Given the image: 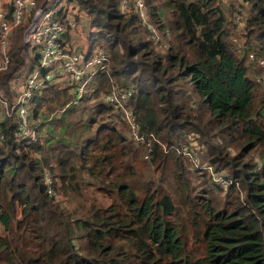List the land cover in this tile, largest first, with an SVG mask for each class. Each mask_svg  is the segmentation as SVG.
Returning <instances> with one entry per match:
<instances>
[{
    "label": "trees",
    "instance_id": "trees-1",
    "mask_svg": "<svg viewBox=\"0 0 264 264\" xmlns=\"http://www.w3.org/2000/svg\"><path fill=\"white\" fill-rule=\"evenodd\" d=\"M75 1L89 22L99 25L87 30L86 40L91 46L95 37L103 39L99 45L108 52V69L92 75V89L76 102L66 87L47 83L34 91L30 108L40 117L41 138L17 140L14 123L0 121V227L6 232L0 235V264H264V149H258L259 161L247 156L230 164L227 187L236 183L244 193L231 208L212 194L213 180L205 193L190 186L183 173L186 155L177 150L183 144L177 140L192 127L204 136L209 160L223 152L199 119L192 122L184 110L181 96L187 87L215 119L217 133L230 142L244 141L239 152L264 140V104L254 105L257 81L228 38L231 20L215 0H144L158 33L153 39L133 10L118 12V0ZM241 4L244 34L253 29V39L264 48V0ZM235 8L228 2L229 14ZM20 28L15 25L8 34L9 58L0 69L4 92L21 67L23 75L36 59L20 39ZM160 41L162 50L154 47ZM114 82L132 84L127 102L138 131L153 133L150 146L127 138L119 127L125 121L101 100ZM99 96L82 123L71 117L80 100ZM44 102L62 112L49 118L54 132L43 127L41 118L49 112L39 108ZM137 156L146 165L140 186L134 183ZM45 171L53 176L50 185L62 194L60 200L46 191ZM167 176L182 186L191 224L196 216L201 219L205 253L200 258L186 247L180 205L163 184ZM85 183L91 191L82 190ZM12 200L21 204L19 217ZM65 200L72 203L61 205Z\"/></svg>",
    "mask_w": 264,
    "mask_h": 264
},
{
    "label": "built area",
    "instance_id": "built-area-1",
    "mask_svg": "<svg viewBox=\"0 0 264 264\" xmlns=\"http://www.w3.org/2000/svg\"><path fill=\"white\" fill-rule=\"evenodd\" d=\"M3 3L8 7H4ZM239 9L237 6L231 15L233 21L241 19ZM129 10L137 14L151 30L153 39H157L158 33L148 19L144 0H118L119 13ZM84 19L87 17L75 0H0V68L5 67L8 61L7 39L15 25H21L19 37L28 45L30 55L36 57L30 69L20 78H13V83H17L15 92L9 98L0 97V121L13 117L16 139L27 142L35 138V129L29 127L30 105L35 90H40L47 83L57 88L66 87L71 92L70 101L76 102L92 89V75L107 69L108 52L99 44L90 46L87 43L89 28H86ZM80 38H83L82 47L77 46ZM257 62L262 64L263 59L259 58ZM130 93L127 85L112 84L102 93L101 100L110 104L112 110L125 121L131 138L148 147L154 135L138 131V121L127 102ZM177 150L188 157L194 155L191 146L186 143ZM44 174L46 191L54 193L48 173L45 171ZM219 180L225 184L224 179Z\"/></svg>",
    "mask_w": 264,
    "mask_h": 264
},
{
    "label": "rangeland",
    "instance_id": "rangeland-1",
    "mask_svg": "<svg viewBox=\"0 0 264 264\" xmlns=\"http://www.w3.org/2000/svg\"><path fill=\"white\" fill-rule=\"evenodd\" d=\"M233 1V4L235 3L236 8L237 6L240 7L239 13L241 15V19L239 21H233L231 15L236 10V8L229 14L227 11V5L228 2ZM244 0H215V2L220 6V8L225 13L226 17L231 20L232 23L229 24L228 28V35L229 40L232 43V46L235 47V52L240 55L244 54V60L245 62H249L250 69L248 70V75L252 76L257 82L253 89V101L254 105L257 106L259 104H264V48H259L257 39H253V29L251 32L246 35L245 27H244V10L242 9V2ZM89 16L87 19H84L83 21L86 23V28H90L91 30H96L99 25L91 24L89 22ZM19 33V32H18ZM17 33V35H18ZM83 33V31L81 32ZM16 34V31L12 34L11 41L13 40L14 36ZM19 38V37H18ZM83 38H80L78 41L77 46L82 47L81 45L83 43ZM103 39L101 37H95L92 40V45L95 46L97 44H102ZM154 47L158 50H162L163 46L161 41L155 42ZM245 48V49H244ZM245 50V52H244ZM249 53H251V56H249ZM259 58L263 59L262 64H259L257 60ZM108 63V61H107ZM108 65V64H107ZM23 67H21L19 73L15 76L16 78H20L22 76V70ZM2 69V68H0ZM108 69V66H107ZM21 74V75H20ZM113 84L117 85L118 83L114 82ZM128 87L132 90V84L126 83ZM17 83H10L8 86V91L4 92L0 87V97L9 98L16 90ZM183 98V108L184 110L189 113V119H191L192 122H196V117L199 119L197 123L201 126L205 133H209L210 141L217 144V146L222 147L223 152L217 153V156L213 160H209V156L206 152V142H204L203 135H200L198 132L194 131L191 128L185 129L184 132L181 134L179 139L177 140L179 143H188L191 144V149L194 151V155L191 157L185 156V158H182V164L185 168L183 170V173L187 176L190 186L194 185L195 189L199 188V193H205L208 192L209 189L204 187H210V181L213 180L215 185H213L212 188V194L219 198V202L222 204L224 203L223 207L227 206V208L234 207L240 204L242 202L243 198V191L241 189H238L237 184L235 183L233 188L228 189L227 185L230 181V164L235 162H241L245 157L250 156L251 159L255 161H259V147L264 149V140L262 144H256L257 147H254V144L251 145V147L245 151V152H239V147L243 144V140H237L236 142H230L227 140V138L224 136L223 133H217L216 127L214 126L215 119L213 120L210 115L207 113V110L204 109L202 105L198 104V97L194 94V92L187 87L186 92L181 96ZM98 98H91L89 101L84 102L80 100L77 104H75V110L74 113L71 115V117H75L81 120L85 117V114H87V111L89 107L92 105L94 101L98 100ZM39 108L44 110V112L49 111L46 113L41 119L44 121L43 127L49 128L48 131H53L52 124L49 122V118L51 117H58L62 116L61 110L58 108H55V106L51 107L50 103L44 102L40 103ZM69 118V117H68ZM40 117L35 118L32 115L31 110V116L29 118V127H33L35 129V137H42L44 134V131L42 132V129H37V125L39 123ZM64 122H67L68 119L64 118ZM3 121L13 122V117L5 118ZM82 123V122H81ZM122 128L123 134L127 138H131L128 126L125 124L124 127L119 126ZM63 129V126H60L58 131L60 132ZM18 140V139H17ZM239 141V142H238ZM197 147V150H196ZM198 151V152H197ZM225 161V162H224ZM209 165L206 167V165ZM135 167L137 169L135 170V184L140 186V173L141 171L144 172V169L146 165L144 164V161L137 156ZM57 169L56 167L53 168V171ZM47 171V170H46ZM49 173V172H48ZM82 176H85V173L81 174ZM86 177V176H85ZM220 177V178H219ZM51 180H53V176L50 175ZM224 179L225 184L223 185L222 181L219 179ZM57 177H54V180H56ZM163 184L167 189L170 190L171 196L174 199L176 203L180 205V211H179V217L182 222V231L185 235V243L186 247L190 251L191 255L194 257L200 258L204 253V244L201 239V230H202V222L199 216L195 217L193 225L190 222L191 212L189 208V203L187 199L184 197L182 186L179 184V182L175 179H172L170 177H166V179L163 180ZM196 185V186H195ZM169 186H173L172 188H169ZM179 188V189H177ZM91 186L89 183H85L82 185V190L85 192L91 191ZM177 189V190H176ZM191 192H194V188H191ZM62 194L58 193L57 190L55 191L54 188V199L60 200L62 198ZM107 201V198L104 197ZM65 199V198H64ZM72 202H67L66 200L61 202V205H67ZM11 205L13 207V214L14 217L20 216V208L21 204H19L16 200H12ZM198 205V204H197ZM64 207V206H63ZM199 210H201L200 206H196ZM6 232L2 231V228L0 227V235H6ZM24 243H27V240H24Z\"/></svg>",
    "mask_w": 264,
    "mask_h": 264
},
{
    "label": "crops",
    "instance_id": "crops-1",
    "mask_svg": "<svg viewBox=\"0 0 264 264\" xmlns=\"http://www.w3.org/2000/svg\"><path fill=\"white\" fill-rule=\"evenodd\" d=\"M1 1H3V0H1Z\"/></svg>",
    "mask_w": 264,
    "mask_h": 264
}]
</instances>
